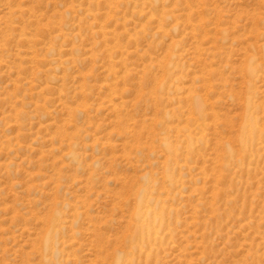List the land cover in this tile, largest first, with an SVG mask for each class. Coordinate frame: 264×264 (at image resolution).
I'll use <instances>...</instances> for the list:
<instances>
[{
  "label": "rangeland",
  "instance_id": "1",
  "mask_svg": "<svg viewBox=\"0 0 264 264\" xmlns=\"http://www.w3.org/2000/svg\"><path fill=\"white\" fill-rule=\"evenodd\" d=\"M118 261L264 264V0H0V264Z\"/></svg>",
  "mask_w": 264,
  "mask_h": 264
},
{
  "label": "bare ground",
  "instance_id": "2",
  "mask_svg": "<svg viewBox=\"0 0 264 264\" xmlns=\"http://www.w3.org/2000/svg\"><path fill=\"white\" fill-rule=\"evenodd\" d=\"M252 68V67H251ZM246 110L244 113V120L242 124L241 131L238 135V141L243 149V151L248 153L254 152V145L256 138L260 135L259 127L254 121L250 108L251 102L247 101ZM197 112H201V107L197 105L195 107ZM205 130V129H204ZM197 136V135H196ZM205 138V137H204ZM226 144V143H225ZM189 146H192L191 140L189 141ZM184 149V148H183ZM174 151V150H173ZM193 153V152H192ZM192 155V154H191ZM184 157V156H183ZM228 164V163H227ZM169 165V164H167ZM231 165V164H229ZM186 166V165H185ZM174 180V179H173ZM142 191V190H141ZM154 192V191H153ZM143 194V193H142ZM155 194V193H154ZM153 194V195H154ZM160 195V194H159ZM146 199V198H145ZM161 199V198H160ZM153 200V199H152ZM155 200V199H154ZM153 200V201H154ZM149 201V200H148ZM165 201V200H164ZM163 202V201H162ZM146 204V203H145ZM160 204V203H159ZM168 206V205H167ZM142 201L135 207L133 212L134 220L136 221L135 230L133 232L132 240L134 242V248H138L139 245L147 243L151 238L155 237V222L157 218L156 213L147 210ZM158 207V206H157ZM172 213V212H171ZM160 218L164 216V211H161ZM158 217V216H157ZM168 218V216H167ZM161 220V219H160ZM131 223V222H130ZM161 223V222H160ZM161 225V224H160ZM163 225V224H162ZM166 226V225H165ZM169 226V225H167ZM157 235V234H156ZM167 237V236H166ZM160 239V238H159ZM151 242V241H150ZM156 242V241H155ZM157 247V246H156ZM138 250V249H137ZM140 250V249H139ZM152 250V249H151ZM149 251V250H148ZM153 253V252H152ZM120 256V255H119ZM136 257V256H135ZM143 259V258H142ZM151 259V258H150ZM118 260V259H117ZM120 260V259H119ZM134 261V258L132 259ZM142 261V260H141ZM117 264H121L118 261Z\"/></svg>",
  "mask_w": 264,
  "mask_h": 264
}]
</instances>
